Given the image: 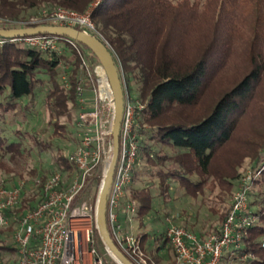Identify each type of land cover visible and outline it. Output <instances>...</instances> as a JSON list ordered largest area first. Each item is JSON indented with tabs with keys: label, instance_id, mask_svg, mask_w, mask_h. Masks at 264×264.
Segmentation results:
<instances>
[{
	"label": "trees",
	"instance_id": "trees-1",
	"mask_svg": "<svg viewBox=\"0 0 264 264\" xmlns=\"http://www.w3.org/2000/svg\"><path fill=\"white\" fill-rule=\"evenodd\" d=\"M94 4L91 20L124 100L143 106L120 208L134 205L130 232L146 260L173 259L167 219L200 240L217 234L249 164L254 221L224 261L264 264V0H0V29L33 11L84 13ZM39 25L48 23L30 26ZM53 37L59 51L0 37V180L6 188L23 183L19 206L7 211L13 221L0 230V258L15 251L16 220L44 200L48 179L60 174L58 187L67 189L77 176L72 155L84 133L77 82L92 88L99 62L86 46ZM101 179L97 169L86 185Z\"/></svg>",
	"mask_w": 264,
	"mask_h": 264
},
{
	"label": "built area",
	"instance_id": "built-area-1",
	"mask_svg": "<svg viewBox=\"0 0 264 264\" xmlns=\"http://www.w3.org/2000/svg\"><path fill=\"white\" fill-rule=\"evenodd\" d=\"M94 7L95 4L84 13L64 9H57L51 13L43 11L40 21H45L51 26L77 27L82 32L100 38L91 20ZM40 21L14 23L4 20L2 25L6 27L16 25V28L10 29H21L24 25L31 27L30 25ZM10 41L44 51H57L58 40L53 36L35 35L13 38ZM82 67L84 63L80 66ZM98 70H101L103 75ZM93 74L98 88L102 85L98 94V100L102 105L91 112L82 111L79 115L78 125L84 128V133L80 145L72 155L77 176L67 189L58 187L60 174L57 173L48 179L44 185V200L16 220L17 226L13 232L15 257L12 260L0 258V264H107L94 240L97 232L98 199L94 204L83 198L85 191L91 186L86 185V178L97 169L101 170L102 185L110 162L106 155L109 153L111 157L112 152L109 140L114 121V101L99 65L95 66ZM102 77L105 78L106 86L102 83ZM76 96L83 106L85 99L82 77L77 82ZM142 108L139 103L124 100L119 132V156L106 203V219L111 238L132 264H149L139 248L140 236H134L124 229L125 224L131 223L136 214L134 205L126 204L124 210L120 208L137 158L136 115ZM250 178L249 173L241 179L240 187L232 198L231 211L217 234L200 240L182 227L170 225L165 229V237L174 254L173 264H227L224 261L225 255L228 253L232 255L239 249L245 230L254 221V217L248 211L247 201ZM22 186L23 183L19 182L14 187L6 188L2 186L0 180V230L6 229L13 221V217L9 216L7 211L19 206ZM120 213L124 214L126 223L120 221Z\"/></svg>",
	"mask_w": 264,
	"mask_h": 264
},
{
	"label": "water",
	"instance_id": "water-1",
	"mask_svg": "<svg viewBox=\"0 0 264 264\" xmlns=\"http://www.w3.org/2000/svg\"><path fill=\"white\" fill-rule=\"evenodd\" d=\"M35 35L62 36L86 46L95 56V58L99 62L101 69L104 72L114 101V121L111 132L112 152L110 162L103 178L97 202L96 230L103 246L105 247L106 251L113 257V259H115L119 264H132L122 254V252L118 249V247L112 240L108 230L106 219V203L108 192L113 180L119 156V132L124 107V92L114 59L108 47L99 38L82 32L81 30L74 27L39 25L21 29H0V37L7 39Z\"/></svg>",
	"mask_w": 264,
	"mask_h": 264
},
{
	"label": "rangeland",
	"instance_id": "rangeland-1",
	"mask_svg": "<svg viewBox=\"0 0 264 264\" xmlns=\"http://www.w3.org/2000/svg\"><path fill=\"white\" fill-rule=\"evenodd\" d=\"M42 13H43V10L42 11H33V12H30L29 13V16L31 15V17L29 18V21H27L28 23H35V22H37V21H40V20H42L41 19V15H42ZM26 16H28V15H26ZM26 19V18H25ZM27 22H21V23H27ZM60 49H59V47H58V44H57V51H59ZM100 73H101V70H98ZM100 87H102V85L100 86ZM100 87L98 88V84H96L95 83V85H93V87L91 88V87H89V89H86V88H84V99H85V103L83 104V106H82V110L83 111H85V112H91V111H93L94 109H96V108H99V107H101V102H99V96H98V94H99V92H100ZM81 110V111H82ZM81 111L79 112V113H81ZM79 115L80 114H78V117H79ZM110 141H111V139L109 140V144H110ZM110 147H111V144H110ZM107 157V159H108V161H109V157H110V155H109V153L106 155ZM249 169H250V165L249 164H246L245 165V170L243 171V174H242V177H241V179L243 178V177H245V176H247L248 174H249ZM251 173V172H250ZM21 182V181H20ZM100 182H101V180H100ZM100 182H99V184L98 185H95L94 183L90 186V188L89 189H87V191H85L86 193H85V195H84V197L83 198H86L88 201H90L91 203H96L97 202V199H98V195H99V190H100V186H101V184H100ZM240 182H241V180H240ZM237 191V190H236ZM235 191V192H236ZM250 191V190H249ZM235 194V193H234ZM247 199H248V195H247ZM232 201V200H231ZM248 201V200H247ZM74 202V201H73ZM166 223H167V226H166V228L167 227H169L170 225H175V224H172V222H171V220L170 219H167L166 220ZM127 224V223H126ZM128 225V227H126V228H124L125 230H128V231H130L131 230V224L130 223H128L127 224ZM176 226V225H175ZM135 236V235H134ZM94 240H95V244H96V247L98 248V250L100 251V253L105 257V259H106V261H107V264H119L118 262H116L112 257H111V255L110 254H108L107 252H106V249H105V247L103 246V244H102V242H101V239H100V237H99V235H98V233L97 234H95L94 235ZM173 253V252H172ZM15 257V254H14V252H6V253H4L3 254V259H8V260H12L13 258ZM173 259L171 258V260L169 259V261L167 260L166 262V264H173L174 263V254H173ZM173 262V263H172Z\"/></svg>",
	"mask_w": 264,
	"mask_h": 264
},
{
	"label": "crops",
	"instance_id": "crops-1",
	"mask_svg": "<svg viewBox=\"0 0 264 264\" xmlns=\"http://www.w3.org/2000/svg\"><path fill=\"white\" fill-rule=\"evenodd\" d=\"M124 223H126V222L124 221Z\"/></svg>",
	"mask_w": 264,
	"mask_h": 264
}]
</instances>
